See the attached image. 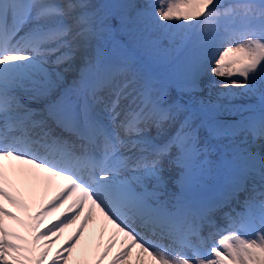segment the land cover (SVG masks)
I'll return each instance as SVG.
<instances>
[{
    "label": "snow or ice",
    "instance_id": "1",
    "mask_svg": "<svg viewBox=\"0 0 264 264\" xmlns=\"http://www.w3.org/2000/svg\"><path fill=\"white\" fill-rule=\"evenodd\" d=\"M70 259L264 264V0H0V264Z\"/></svg>",
    "mask_w": 264,
    "mask_h": 264
},
{
    "label": "bare ground",
    "instance_id": "2",
    "mask_svg": "<svg viewBox=\"0 0 264 264\" xmlns=\"http://www.w3.org/2000/svg\"><path fill=\"white\" fill-rule=\"evenodd\" d=\"M207 79V78H206ZM217 80H220V78H216ZM215 91V90H214ZM175 93V92H173ZM254 100L255 99H252V100H248V99H238V100H234L233 103L235 104H244V103H254ZM33 107H39L40 105L38 104H32ZM234 116H231V117H228V116H220L218 118L220 119H230V120H234L233 118ZM212 160H216L217 158H214L213 156L211 157ZM208 189L206 191H214L213 190V184H214V181L213 180H209L208 182ZM56 189H55V185H53V188H52V191L54 192ZM211 195L209 196V198L213 197L215 195V192H212L210 193ZM44 196V190L43 188H39L36 190V192L31 196V198L29 199V203L32 204L33 206H35V203L38 199H42ZM61 211H63V209H61ZM60 213L59 212H55V213H52V215H50L47 219H52L53 222L56 221V217L59 215ZM47 221V220H46ZM74 230L70 227L68 229H65L64 233L61 235L60 239L59 240H55L54 237L50 238L52 240H54L55 242L53 243L52 245V248H53V252H55L56 250H58L61 245L63 246H67L66 244H64V241L67 240L68 236L73 232ZM84 239H90V237L85 234V237ZM117 247H119V245H117ZM75 254L73 253V258H75ZM69 264H73V259H70L69 260Z\"/></svg>",
    "mask_w": 264,
    "mask_h": 264
}]
</instances>
